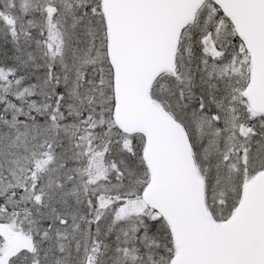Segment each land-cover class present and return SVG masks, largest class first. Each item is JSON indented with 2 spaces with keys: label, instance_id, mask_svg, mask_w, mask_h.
I'll use <instances>...</instances> for the list:
<instances>
[{
  "label": "snow or ice",
  "instance_id": "obj_1",
  "mask_svg": "<svg viewBox=\"0 0 264 264\" xmlns=\"http://www.w3.org/2000/svg\"><path fill=\"white\" fill-rule=\"evenodd\" d=\"M0 264H264V0H0Z\"/></svg>",
  "mask_w": 264,
  "mask_h": 264
}]
</instances>
